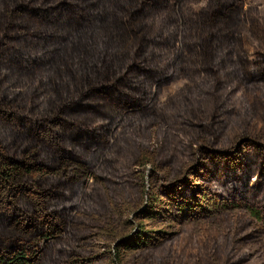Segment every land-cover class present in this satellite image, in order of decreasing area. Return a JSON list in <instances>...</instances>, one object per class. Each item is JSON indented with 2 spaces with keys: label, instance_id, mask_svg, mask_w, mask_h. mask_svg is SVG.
<instances>
[{
  "label": "trees",
  "instance_id": "16d2710c",
  "mask_svg": "<svg viewBox=\"0 0 264 264\" xmlns=\"http://www.w3.org/2000/svg\"><path fill=\"white\" fill-rule=\"evenodd\" d=\"M201 3L0 0V264H160L187 221L264 212V114L231 106L264 89V5ZM263 236L237 216L179 264Z\"/></svg>",
  "mask_w": 264,
  "mask_h": 264
},
{
  "label": "rangeland",
  "instance_id": "374dc122",
  "mask_svg": "<svg viewBox=\"0 0 264 264\" xmlns=\"http://www.w3.org/2000/svg\"><path fill=\"white\" fill-rule=\"evenodd\" d=\"M249 2L260 7L264 5V0H249ZM204 3L205 0H202L201 5H204ZM180 84L181 82L173 83L170 87L166 88L162 95L163 99L165 100L166 96L173 94L180 87ZM231 104L233 109L238 112V117H254L256 113L264 114V89L254 94L241 90L233 97ZM259 119L261 120V118ZM238 126L237 121L232 120L229 123V130L234 131ZM142 142L145 144L151 143L144 139ZM152 143H155V140ZM146 171L148 172L149 169ZM216 206L219 208L222 205L216 204ZM219 211L214 212L211 218L202 219L199 222L187 221L173 249L168 251L167 255L163 257L165 259L160 264H171V262L179 264V260L184 259L188 263H192L195 260V254L203 253L205 242L212 243L214 240H220L231 225L235 223L237 216H248L253 221L264 226V212L262 210L235 208ZM235 249V253H245L248 259H250V264H264V243L237 245Z\"/></svg>",
  "mask_w": 264,
  "mask_h": 264
}]
</instances>
